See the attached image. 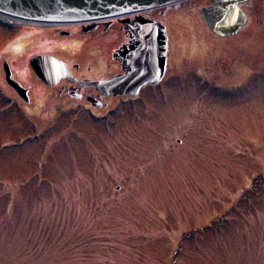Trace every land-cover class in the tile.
I'll return each instance as SVG.
<instances>
[{
	"label": "rangeland",
	"instance_id": "1",
	"mask_svg": "<svg viewBox=\"0 0 264 264\" xmlns=\"http://www.w3.org/2000/svg\"><path fill=\"white\" fill-rule=\"evenodd\" d=\"M206 2L143 12L167 28L164 77L95 110L48 108L29 61L97 69L114 27L0 16V264H264V77L220 94L178 79L211 43L220 54L198 18Z\"/></svg>",
	"mask_w": 264,
	"mask_h": 264
},
{
	"label": "water",
	"instance_id": "2",
	"mask_svg": "<svg viewBox=\"0 0 264 264\" xmlns=\"http://www.w3.org/2000/svg\"><path fill=\"white\" fill-rule=\"evenodd\" d=\"M177 1L182 0H0V16L5 14L27 21L93 20L135 13ZM212 1L214 6L200 9L205 25L219 36L236 33L245 23V17L238 7L245 0ZM121 23L126 41L118 54L122 72L115 76H102L84 85L97 93L96 97L87 99L95 109L104 106L99 103L104 97L135 96L142 86L155 85L164 75L168 56L165 27L142 16L125 19ZM29 66L36 77L50 87L61 79L76 82L70 79L68 66L54 57L34 56ZM3 74L6 84L28 103V89L13 79L6 61L3 62Z\"/></svg>",
	"mask_w": 264,
	"mask_h": 264
},
{
	"label": "flooded vegetation",
	"instance_id": "3",
	"mask_svg": "<svg viewBox=\"0 0 264 264\" xmlns=\"http://www.w3.org/2000/svg\"><path fill=\"white\" fill-rule=\"evenodd\" d=\"M186 1L193 0H185L175 5L180 6V4ZM211 6H214L213 1L207 0L206 4L199 6L197 14L200 23L203 24L204 29L209 32L208 34L210 36V39L213 42L221 44L220 54L219 51L216 50L217 47L214 45V43H211L210 48H212V50L204 49V60L199 62L200 65L198 66L196 62H193V67L189 69V74H186L185 76L186 79H178L180 81L188 80L192 82L191 84H189L190 86H204L206 87L208 93L209 89L212 90L215 94H220L222 92H227V90L234 89L240 91L251 86L252 82L259 80V78L261 77H264V0H245L243 3H240L238 5L245 17V23L236 33L229 36H219L216 33L212 32L204 24L200 15V9L203 7ZM142 16L146 17L144 15ZM128 18H134V15H131ZM71 24L77 25L79 27L78 29L81 31H89L92 29H101L106 31L110 26H112L115 30L118 31L119 36H116L112 44H110L109 46L110 51H108V59L104 60L103 62L105 63L102 64H100L99 60V68L97 69L86 67L85 70L83 69L81 72H79V66L77 64L60 58L67 64L70 70V79L76 80V82L71 83L65 79H62L56 85L48 87L47 99L45 100L48 108L58 102L60 103L70 100L85 103L92 108L91 103L87 99L96 97L95 95H97V93L93 89L84 85H87V82H92L100 79L102 76L110 77L118 75L122 72L118 60V54L121 47L126 43V41L124 26L119 20H115V22L111 21L109 23H105V21H98L91 25L88 23ZM164 26L166 27V25ZM232 38H236V40L228 43L230 41L229 39ZM35 79L37 80L36 77ZM215 79L227 82L232 81L233 83L235 81L237 82H235L233 85L227 86L215 82ZM37 82V84H42L39 81ZM182 84L184 83H178V87H181ZM27 89L29 94L30 87H28ZM112 99L114 98L104 97L99 101V103L106 106ZM41 111V113L43 114L44 109H42ZM252 180H255V178H252ZM246 191L247 190L244 189L240 192L246 193ZM240 196L243 199L244 196L241 194ZM240 196L237 197L236 202L239 201ZM249 196L250 195L248 194V197Z\"/></svg>",
	"mask_w": 264,
	"mask_h": 264
},
{
	"label": "bare ground",
	"instance_id": "4",
	"mask_svg": "<svg viewBox=\"0 0 264 264\" xmlns=\"http://www.w3.org/2000/svg\"><path fill=\"white\" fill-rule=\"evenodd\" d=\"M1 15H3V14H1ZM4 16L5 17H7V15H5L4 14ZM3 17V16H2ZM34 23V22H33ZM34 24H42V23H34ZM49 24H52V23H48V24H46V25H49ZM60 24H63V23H60ZM60 26H63V25H60ZM78 38H79V36H77ZM80 40V39H79ZM79 40H77V39H73V40H71V41H69V43L70 44H74V46H78L77 44H78V42H79ZM65 45V44H64ZM72 48V47H71ZM66 61H70V60H68V59H66Z\"/></svg>",
	"mask_w": 264,
	"mask_h": 264
}]
</instances>
